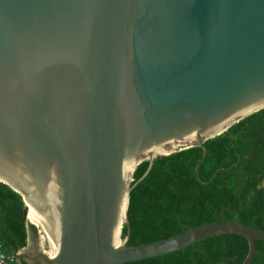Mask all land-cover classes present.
I'll return each instance as SVG.
<instances>
[{"label":"water","instance_id":"95a60500","mask_svg":"<svg viewBox=\"0 0 264 264\" xmlns=\"http://www.w3.org/2000/svg\"><path fill=\"white\" fill-rule=\"evenodd\" d=\"M262 110L264 0H0V182L60 245L53 258L30 237L18 259L129 264L240 235L252 264L264 231L237 221L139 247L122 236L143 162L206 155Z\"/></svg>","mask_w":264,"mask_h":264},{"label":"trees","instance_id":"16d2710c","mask_svg":"<svg viewBox=\"0 0 264 264\" xmlns=\"http://www.w3.org/2000/svg\"><path fill=\"white\" fill-rule=\"evenodd\" d=\"M173 155L143 162L134 174L123 228L127 247L166 240L200 226L237 221L264 231V110L225 134ZM38 238L23 196L0 182V241L16 256ZM35 236V237H34ZM36 238V239H37ZM247 238L223 235L181 251L129 264H243ZM16 264H30L20 258ZM252 264H264V240H256Z\"/></svg>","mask_w":264,"mask_h":264},{"label":"bare ground","instance_id":"6f19581e","mask_svg":"<svg viewBox=\"0 0 264 264\" xmlns=\"http://www.w3.org/2000/svg\"><path fill=\"white\" fill-rule=\"evenodd\" d=\"M133 165L130 162H124V177L126 180L130 179V174L133 169ZM127 201L125 200L124 205L121 207V216H120V224L117 227V231L115 232L113 241L116 245L121 246L122 241L120 240V228L121 223L123 221V217L125 215ZM29 211H30V221L33 222L38 228L42 230V240L48 244L49 250L47 251L53 258L58 256L60 252V245L56 238L55 227L51 226L49 222L38 212L37 208L33 204H29Z\"/></svg>","mask_w":264,"mask_h":264},{"label":"built area","instance_id":"2783aa9c","mask_svg":"<svg viewBox=\"0 0 264 264\" xmlns=\"http://www.w3.org/2000/svg\"><path fill=\"white\" fill-rule=\"evenodd\" d=\"M19 259L16 256H9L4 252L3 244L0 241V264H16Z\"/></svg>","mask_w":264,"mask_h":264},{"label":"rangeland","instance_id":"374dc122","mask_svg":"<svg viewBox=\"0 0 264 264\" xmlns=\"http://www.w3.org/2000/svg\"><path fill=\"white\" fill-rule=\"evenodd\" d=\"M123 222V221H122ZM37 228V230H38V238L37 237H35V240H34V243H36V242H38V239H39V237H40V244L43 246V248H44V250L45 251H48L49 250V246H48V244L47 243H45L43 240H42V234H41V232H42V230L40 229V228H38V227H36ZM37 238V239H36ZM39 243V242H38ZM38 243H36V245L38 244ZM34 247L35 246H33L32 248L34 249ZM32 249V250H33Z\"/></svg>","mask_w":264,"mask_h":264},{"label":"crops","instance_id":"0c3cea01","mask_svg":"<svg viewBox=\"0 0 264 264\" xmlns=\"http://www.w3.org/2000/svg\"><path fill=\"white\" fill-rule=\"evenodd\" d=\"M30 237H32V240H33V234L31 233V236Z\"/></svg>","mask_w":264,"mask_h":264},{"label":"clouds","instance_id":"9594fccd","mask_svg":"<svg viewBox=\"0 0 264 264\" xmlns=\"http://www.w3.org/2000/svg\"><path fill=\"white\" fill-rule=\"evenodd\" d=\"M39 234V233H38Z\"/></svg>","mask_w":264,"mask_h":264}]
</instances>
